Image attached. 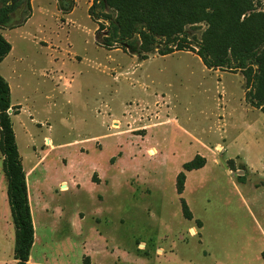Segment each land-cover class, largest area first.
<instances>
[{
	"label": "rangeland",
	"instance_id": "obj_1",
	"mask_svg": "<svg viewBox=\"0 0 264 264\" xmlns=\"http://www.w3.org/2000/svg\"><path fill=\"white\" fill-rule=\"evenodd\" d=\"M90 1L64 14L35 0L25 22L23 0L12 13L21 26L2 33L13 51L0 75L37 182L31 264H264V113L243 75L209 69L192 51L140 59L107 49ZM187 28L199 38L204 25ZM197 154L206 163L185 172L178 194L176 175ZM6 187L0 154V264H13ZM40 193L61 206L55 231L40 223Z\"/></svg>",
	"mask_w": 264,
	"mask_h": 264
},
{
	"label": "trees",
	"instance_id": "obj_2",
	"mask_svg": "<svg viewBox=\"0 0 264 264\" xmlns=\"http://www.w3.org/2000/svg\"><path fill=\"white\" fill-rule=\"evenodd\" d=\"M23 0H0V28L20 24L12 22V13ZM66 14L75 0H56ZM29 15L30 0H25ZM259 0H91L88 14L96 22L95 38L107 49L121 48L140 59L149 53L160 55L192 51L209 69L241 72L245 97L264 113V8ZM204 28L200 37H189L188 28ZM193 35V34H192ZM195 41L193 44L192 41ZM11 44L0 32V62ZM14 108L15 112L8 110ZM18 106L11 104L10 87L0 75V154L7 180L6 195L15 228L14 264H27L34 242V226L28 199L25 171L18 151L11 114ZM206 163L197 154L182 164L176 175V192L184 190L185 172ZM92 181L98 182L92 175ZM182 214L192 213L180 198ZM88 263V256L85 257ZM264 259V250L262 251Z\"/></svg>",
	"mask_w": 264,
	"mask_h": 264
},
{
	"label": "crops",
	"instance_id": "obj_3",
	"mask_svg": "<svg viewBox=\"0 0 264 264\" xmlns=\"http://www.w3.org/2000/svg\"><path fill=\"white\" fill-rule=\"evenodd\" d=\"M35 0H30V7H32V4H33V2H34ZM55 2H56V0H55ZM91 4V1L89 2V4H88V6ZM29 18V17H28ZM27 18V19H28ZM27 19L25 20V22L27 21ZM24 22V23H25ZM19 26H21V25H17V26H14V27H10V28H8V27H3V28H0V31H1V33H3V30H13L14 28H17V27H19ZM3 35V34H2ZM4 36V35H3ZM5 37V36H4ZM13 51V45L11 44V49H10V51H9V53L8 54H10L11 52ZM7 54V55H8ZM6 55V56H7ZM5 56V57H6ZM4 57V58H5ZM3 58V59H4ZM10 87V86H9ZM11 104L12 105H14L12 102H11ZM47 140H49V142H50V139H47ZM216 148L217 147H222L221 145H216L215 146ZM188 172V171H187ZM33 173H34V171H30V172H25V176H26V184H27V190H28V199H29V205H30V210H31V215H32V221H33V200L35 199V197H31V194H30V184H31V186H32V189L34 190L35 189V186H36V184H37V182L35 181V179H34V177H33ZM72 178H74V177H72ZM29 179H30V182L31 183H29ZM66 183V185H67V182L66 181H60V184H59V187H61V184L62 183ZM184 184H186V178H185V182H184ZM68 186V185H67ZM61 189V188H60ZM35 191V190H34ZM51 204H53L52 205V207L54 208V210H50L49 209V205H51ZM54 206H56V207H54ZM60 205H56V204H54V200H49V198H47V197H44V196H42V193H40V223H42V224H44L45 223V225H46V227L47 228H49V229H54V231L56 230V226H57V223H56V219H60L59 218V213H61L62 212V209H60V211H59V213H58V207H59ZM61 207V206H60ZM52 208V209H53ZM61 220V219H60ZM42 221H44V223L42 222ZM64 222H62V225H64V228H66V230H64V232H62V233H64V234H66L68 231H67V224H68V222L67 221H65V223L63 224ZM67 223V224H66ZM33 226H35V222L33 221ZM34 232H35V230H34ZM61 233V234H62ZM60 234V235H61ZM55 235H56V237L58 236L57 235V231L55 232ZM15 262V261H14ZM14 262H13V264H14ZM32 262H31V255L29 256V260H28V262H27V264H31Z\"/></svg>",
	"mask_w": 264,
	"mask_h": 264
},
{
	"label": "built area",
	"instance_id": "obj_4",
	"mask_svg": "<svg viewBox=\"0 0 264 264\" xmlns=\"http://www.w3.org/2000/svg\"><path fill=\"white\" fill-rule=\"evenodd\" d=\"M10 110V109H9ZM9 110H8V112H9ZM49 142V140H46V143H48Z\"/></svg>",
	"mask_w": 264,
	"mask_h": 264
}]
</instances>
